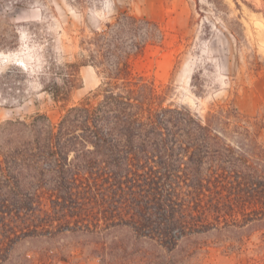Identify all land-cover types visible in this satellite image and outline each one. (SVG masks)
<instances>
[{
  "label": "trees",
  "instance_id": "obj_1",
  "mask_svg": "<svg viewBox=\"0 0 264 264\" xmlns=\"http://www.w3.org/2000/svg\"><path fill=\"white\" fill-rule=\"evenodd\" d=\"M164 36L161 24L120 11L42 75L43 92L65 106L91 67L102 79L94 100L55 123L35 113L0 125V264L21 236L82 235L105 264H129L120 256L140 242L171 255L189 236L264 220V115L166 103V88L132 72ZM122 230L132 247L111 237Z\"/></svg>",
  "mask_w": 264,
  "mask_h": 264
},
{
  "label": "rangeland",
  "instance_id": "obj_2",
  "mask_svg": "<svg viewBox=\"0 0 264 264\" xmlns=\"http://www.w3.org/2000/svg\"><path fill=\"white\" fill-rule=\"evenodd\" d=\"M120 11L162 25V44L133 60L132 72L166 88V103L198 115L232 105L251 122L264 115V0H84L82 6L72 0H0V125L35 113L55 123L69 106L94 100L102 79L91 67L80 68L82 87L65 106L43 92L42 75L53 58L73 61L81 36ZM257 133L264 146V129ZM111 237L134 245L127 231ZM93 243L82 235L21 236L1 264H105L90 253ZM136 247L135 255L120 261L264 264V220L189 236L171 255L159 256L148 242Z\"/></svg>",
  "mask_w": 264,
  "mask_h": 264
}]
</instances>
